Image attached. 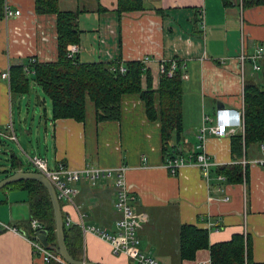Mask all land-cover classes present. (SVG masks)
Returning <instances> with one entry per match:
<instances>
[{
    "label": "crops",
    "instance_id": "1",
    "mask_svg": "<svg viewBox=\"0 0 264 264\" xmlns=\"http://www.w3.org/2000/svg\"><path fill=\"white\" fill-rule=\"evenodd\" d=\"M5 2L20 10V15L0 22V75L13 63L31 59L41 63L56 61V15L36 13L35 0ZM117 2L59 1L60 10L81 11V40L75 56L82 62L118 58L126 62L146 55L157 61L179 60L188 78L181 77L183 144L176 145V155L197 149L208 155L214 165L232 163L231 136L244 132L243 124H236L237 112L243 108L244 79L260 72L249 63L241 70L238 56L242 51L252 53L257 44L264 48V5L243 7L241 0H140L141 9L118 14ZM201 11L204 30L200 26ZM149 69L153 86L157 87L156 62ZM41 93L44 94L40 88L31 85L28 93L14 95L10 77L8 81L0 76V155L6 161L0 163V179L29 170L23 168L28 165L24 152L45 158L49 168L59 163L75 169L87 164L122 167L128 190L135 196L142 251L165 264H210L206 248L197 250L193 259L179 257V228L188 224L206 230L210 244L227 241L235 233H248L254 261L264 262V167L255 162L264 154L261 145L251 146L247 158L240 161L249 168L247 185L226 183L218 175V185L212 184L210 174L205 178L193 163H186L177 175H170L165 166L167 154L162 150L160 120L147 117L144 101L137 93L124 94L121 118L105 122H97L91 102L84 121L52 120L50 101ZM40 111L43 117L36 128L35 117ZM218 113L229 126L227 133H207L199 139V128L208 124L204 117H211L213 124ZM9 140H20L24 159ZM114 200V187L108 179L95 186L87 181L78 185L76 202L87 224L113 229L118 217ZM65 211L66 216L71 215V222L77 223L74 211L70 207ZM29 218L27 191L0 188V220L27 235L31 229ZM82 242L84 261L131 264L126 255H113L109 243L93 233H88ZM0 264L42 263L23 234L0 231Z\"/></svg>",
    "mask_w": 264,
    "mask_h": 264
},
{
    "label": "trees",
    "instance_id": "2",
    "mask_svg": "<svg viewBox=\"0 0 264 264\" xmlns=\"http://www.w3.org/2000/svg\"><path fill=\"white\" fill-rule=\"evenodd\" d=\"M60 0H35L36 13L56 15L57 51L54 62L41 63L36 60L17 62L10 65V89L14 95L28 93L35 85L50 101L52 120L71 118L84 121L87 104L95 109L97 122L117 121L121 118V98L127 93H137L144 101L146 115L150 120L159 118L162 150L167 158L178 153L176 145H182L183 130L181 97V62L171 77L161 76L157 87L153 86L151 70L141 60L122 62L120 58L108 62H82L78 57L69 58L67 47L78 44L81 31L76 10H60ZM243 7L264 5V0H241ZM5 0H0V22L3 18ZM140 0H118L116 11L141 9ZM28 64L27 67L24 65ZM123 66L125 71L119 70ZM243 134L232 135L230 150L232 163L213 165L210 168L212 184L218 185L216 176H222L226 183H249L248 165L241 160L247 158L251 146L264 147V66L254 77H245L243 88ZM173 142L174 145L171 146ZM181 154L194 162L200 153L197 149ZM191 156V157H189ZM13 157L12 153L11 156ZM192 158V159H191ZM15 166V164H14ZM4 188H20L27 191L30 218L37 219L46 229L49 246L56 245L54 219L46 188L36 180L12 182ZM63 213V212H62ZM64 237L69 254L82 260L83 242L81 228L77 223L66 225ZM31 228V226H30ZM1 231V230H0ZM30 238L37 236V230L30 229ZM178 252L181 259H193L196 251L206 248L210 253V264H264L255 262L252 255V241L248 233H235L227 241L210 244L208 232L194 225L184 224L179 228ZM51 249V248H50ZM53 250V249H52ZM48 264H59L51 261Z\"/></svg>",
    "mask_w": 264,
    "mask_h": 264
},
{
    "label": "built area",
    "instance_id": "3",
    "mask_svg": "<svg viewBox=\"0 0 264 264\" xmlns=\"http://www.w3.org/2000/svg\"><path fill=\"white\" fill-rule=\"evenodd\" d=\"M18 15H20V10L13 9L6 2L4 3L2 18L4 21ZM200 26L202 30L205 29L204 14L202 11L200 12ZM78 49V44H69L67 47V56L71 59L74 58L75 54L78 53ZM140 60L147 68H149L151 63L156 62L158 83L161 76L171 77L178 69L179 60L177 59L157 61L146 55ZM245 63H249L254 71H260L262 69L264 66V48L261 44L255 45L252 53L244 51L240 53L238 56V64L241 70ZM119 70L124 72L125 68L120 66ZM181 70V77L187 79L188 74L184 71V66H181ZM0 76L9 81V65ZM204 118V121H208V124L203 123L199 128V139H203L207 133L217 136H224L227 133L229 126L223 122L219 113L216 115L213 124L210 123L213 121L211 117L205 116ZM236 120V124H243V108L241 112H237ZM11 138L14 139L15 137L11 135ZM261 148L264 151V147L261 146ZM24 155L26 156L28 164L33 167L35 171L42 173L54 187L63 214L66 212L65 207H70L74 211L77 216V224L81 228L83 241L88 233H93L109 243L113 255L124 254L130 258L131 264H165L149 253L142 251L139 247V217L135 209V196L130 193L125 181L124 168H111L87 164L82 168L75 169L63 163H59L54 168H49L45 158L39 155H28L25 152ZM255 162L264 167V154L260 159L255 160ZM186 163L196 164L205 178H208L210 168L214 165L208 155L204 152H200L194 162L186 160L183 156L175 155L166 159L165 166L170 175H177L182 166ZM102 179L112 181L115 191L113 206L118 217L114 221L113 229L85 223L82 207L76 202V195L80 182L87 181L91 186H95ZM219 179H223V177L219 176ZM65 220L66 225L72 224L71 215L66 216ZM30 226L34 231L43 228L42 224L37 219H31ZM0 230L20 235L23 234L24 237L29 240L36 257L40 259L42 264H48L51 261H55L59 264H73L65 261L54 250L43 245L37 236H35V238H30L15 225L0 220ZM82 261H84V259H82ZM196 264L209 263L199 261Z\"/></svg>",
    "mask_w": 264,
    "mask_h": 264
},
{
    "label": "water",
    "instance_id": "4",
    "mask_svg": "<svg viewBox=\"0 0 264 264\" xmlns=\"http://www.w3.org/2000/svg\"><path fill=\"white\" fill-rule=\"evenodd\" d=\"M20 180H36L39 181L47 190L48 197L51 202L53 219H54V230L56 236V245L49 246L46 238V229L40 228L37 230V237L41 243L51 249H53L60 257L65 261L73 264H97L89 261H82L74 259L68 252L65 237H64V219L61 209L60 201L57 197L56 191L50 181L40 172L35 170H23L16 171L10 175H7L0 179V188Z\"/></svg>",
    "mask_w": 264,
    "mask_h": 264
},
{
    "label": "rangeland",
    "instance_id": "5",
    "mask_svg": "<svg viewBox=\"0 0 264 264\" xmlns=\"http://www.w3.org/2000/svg\"><path fill=\"white\" fill-rule=\"evenodd\" d=\"M32 93V92H31ZM41 95L43 96V97H45L44 96V94H42L41 93ZM34 99H35V96L33 97ZM15 109V111L17 112V108L15 107L14 108ZM15 115H17V113L15 114ZM41 117H43V113L40 111V112H38L37 114H36V117H35V125H36V128H38V123L40 122V118ZM16 120V125L18 126V124H17V118L15 119ZM43 126H44V123H41ZM18 137H20V133H19V131H18ZM9 145H11L12 147H13V149L14 150H16L20 155H21V157L24 159V157H23V154H22V152H21V150H20V147H19V145H18V143L22 146V144H21V142H20V140H18V142L17 141H11V140H9ZM42 152V154L44 155V150H42L41 151ZM30 153H34V151H32V152H30ZM4 162H6L5 161V159H4V155L3 154H1L0 155V163L1 164H3ZM28 164V163H27ZM3 166H0V169L2 168ZM24 169H31V170H34V168L33 167H31L29 164L28 165H25L24 167H23ZM0 175H2V173L0 172Z\"/></svg>",
    "mask_w": 264,
    "mask_h": 264
}]
</instances>
